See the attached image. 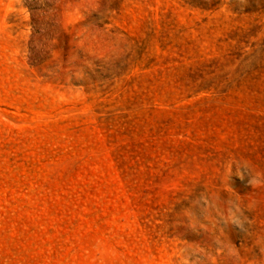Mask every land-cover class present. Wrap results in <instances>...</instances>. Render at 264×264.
<instances>
[{
  "label": "rangeland",
  "instance_id": "1",
  "mask_svg": "<svg viewBox=\"0 0 264 264\" xmlns=\"http://www.w3.org/2000/svg\"><path fill=\"white\" fill-rule=\"evenodd\" d=\"M0 264H264V0H0Z\"/></svg>",
  "mask_w": 264,
  "mask_h": 264
}]
</instances>
